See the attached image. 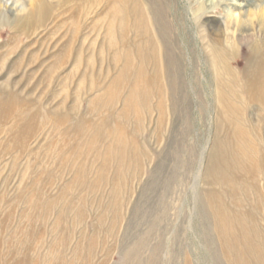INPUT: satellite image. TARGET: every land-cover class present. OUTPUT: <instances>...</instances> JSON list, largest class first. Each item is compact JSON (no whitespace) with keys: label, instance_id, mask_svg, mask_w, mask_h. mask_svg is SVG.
Masks as SVG:
<instances>
[{"label":"rangeland","instance_id":"1","mask_svg":"<svg viewBox=\"0 0 264 264\" xmlns=\"http://www.w3.org/2000/svg\"><path fill=\"white\" fill-rule=\"evenodd\" d=\"M166 1L180 60L160 64V84L154 64H126L105 43L119 27L113 0H0V264H243L212 199L255 222L253 247L236 246L264 264V123L252 106L256 159L214 179L215 144L229 133L217 80L194 4ZM216 12L201 15L199 32L236 52L261 38L264 0ZM237 18L250 27L227 34ZM244 66L232 65L241 85Z\"/></svg>","mask_w":264,"mask_h":264},{"label":"bare ground","instance_id":"2","mask_svg":"<svg viewBox=\"0 0 264 264\" xmlns=\"http://www.w3.org/2000/svg\"><path fill=\"white\" fill-rule=\"evenodd\" d=\"M99 1L101 0H91V2L94 3ZM113 1L115 6L111 13V22L112 25L117 23L119 27L114 36V32L108 35V39L105 43L109 44L108 47L113 50L119 48L121 52L116 55L126 64H134L136 62L141 63V65L149 63L154 64V80L160 83L166 71L162 69L164 67L161 68L160 64L162 62L164 64L176 63L180 60L178 58L179 55L177 57L174 52L176 49L175 44H173L170 39L171 35L169 33L172 28L171 23L167 21V1L147 0V3L144 0ZM225 1L226 0H187V2L194 4L190 10L191 12L194 11L193 15L196 18L194 19V21H196L194 22V26L198 38V46L199 48L202 47L201 51H203L204 55L209 60L211 68L215 73V80H217L218 84V88L216 89L218 110L220 114L224 115L222 117V121L224 122L223 126L225 125L229 131L225 137L219 139L215 144V167L213 168V176L214 179L218 180L227 179L225 176L227 174L226 171H234L243 164L240 160H237L239 157H245L247 161L256 159V156L253 155L252 152L248 154L247 151V145L252 142L248 137V130L254 129L257 126L255 120L247 116V112L252 106H257L259 110V114L257 115L258 123H264V31L261 33L262 36L260 39L251 40L252 42L249 43V50L245 51L242 47H239L237 48V50L239 49L237 52L233 44H225L220 39L211 38L210 34L207 32L208 35L203 31V33L199 32L200 26L198 21L201 15L203 16V14L208 11L217 14V7H221ZM243 1L245 0H242V2ZM146 4H148V6ZM37 10L40 14H44L47 10V5L41 2V4H38ZM247 21L246 18H240L239 20L237 18L236 21L234 20L231 22L227 21L225 32L227 31V34H229V32L235 28V30H239L242 27L249 28V22ZM261 23H264L263 18L261 19ZM128 34L133 35V39L130 41L128 39ZM233 35L234 33L232 36ZM139 38L140 41H138ZM132 44L135 46H132ZM190 57L195 61L197 60V51H195V49L189 56V59ZM233 64L245 65L242 74L244 80V83L242 81L243 87H241L242 85L236 78L235 71L232 69ZM253 152L256 153L255 150H253ZM252 170L255 171V168H252ZM230 173L232 172H229V174ZM233 179L229 181L233 182ZM210 202L211 208L215 210L216 219L219 218L216 221L217 227L221 232V238L223 242H225V247L229 248L231 245L232 250L234 249L237 253L239 261L244 257V261H242L243 264H248L246 261L248 257L252 262H255L256 259L252 260L250 256L247 257L248 254L245 252L244 256L243 252H240V248L236 246L246 243L247 246L250 244V247H253V245H251L253 242L252 238H257L260 234L256 229L255 222L242 220L245 216L239 212L231 214L233 211H226L224 205L214 201V199ZM225 211L228 217L232 216L236 224L238 226L240 225V230H238V232L234 231L233 228L227 227L225 218H220L221 213L225 214ZM261 238L264 240L263 236ZM255 254L259 264H263V262H261L263 259L261 260L259 257L260 255L257 253ZM242 262L240 261V263Z\"/></svg>","mask_w":264,"mask_h":264}]
</instances>
